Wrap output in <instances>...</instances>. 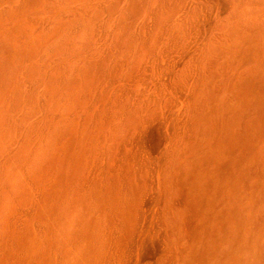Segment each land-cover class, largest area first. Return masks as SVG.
<instances>
[{
    "label": "bare ground",
    "instance_id": "6f19581e",
    "mask_svg": "<svg viewBox=\"0 0 264 264\" xmlns=\"http://www.w3.org/2000/svg\"><path fill=\"white\" fill-rule=\"evenodd\" d=\"M0 264H264V0H0Z\"/></svg>",
    "mask_w": 264,
    "mask_h": 264
}]
</instances>
